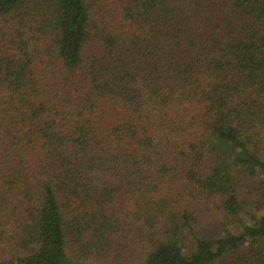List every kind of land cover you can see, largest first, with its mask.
<instances>
[{
  "label": "trees",
  "instance_id": "obj_1",
  "mask_svg": "<svg viewBox=\"0 0 264 264\" xmlns=\"http://www.w3.org/2000/svg\"><path fill=\"white\" fill-rule=\"evenodd\" d=\"M246 182L264 0H0V264H264ZM215 198L241 231L186 254Z\"/></svg>",
  "mask_w": 264,
  "mask_h": 264
},
{
  "label": "rangeland",
  "instance_id": "obj_2",
  "mask_svg": "<svg viewBox=\"0 0 264 264\" xmlns=\"http://www.w3.org/2000/svg\"><path fill=\"white\" fill-rule=\"evenodd\" d=\"M246 186H242L244 195L248 197L250 204L257 201H263V192L257 189V185L251 184L252 194L247 190ZM250 187V186H249ZM252 201V202H251ZM189 210L194 213L195 221L193 223V233L185 228V239L188 244L185 248L186 254L191 252V247L194 245L195 238L198 239H216L224 235L225 230H230L234 233H239L242 229L241 223L237 217L229 215L222 207L221 200L215 198L209 203H196L194 208L189 207ZM183 223H181L182 225Z\"/></svg>",
  "mask_w": 264,
  "mask_h": 264
}]
</instances>
